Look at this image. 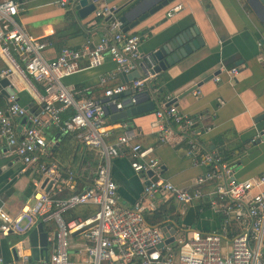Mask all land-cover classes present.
<instances>
[{"label":"built area","instance_id":"obj_1","mask_svg":"<svg viewBox=\"0 0 264 264\" xmlns=\"http://www.w3.org/2000/svg\"><path fill=\"white\" fill-rule=\"evenodd\" d=\"M68 3V0H60L61 6L66 7ZM182 8V4L172 6L166 13L167 17ZM114 10L106 3L93 11L95 17L112 18L108 24L111 36L104 34L95 43L87 40L78 48L65 46L57 56L48 59L43 53L46 41L32 37L17 22V2L0 1V60L3 63L0 76L8 77L15 72L38 104L29 117L30 125L25 126L18 136L10 118L25 116L27 110L18 103L16 93L8 95L7 105L0 107V137L18 156L23 169L36 165L42 180L44 177L53 180L47 191L37 187L32 193V202L23 205L17 214L11 215L0 208V236L18 230L24 217L48 225L52 232L48 236L52 250L47 257H39L38 264H76L69 252L73 245L84 257L81 264H264V172L238 181L228 165L220 162L218 155L201 154L193 138L185 137L186 152L192 164L211 165L197 178V183L218 181L211 192L204 194L199 188H179L162 178L160 163L150 157L152 148L130 143V135L126 131L114 141H108L111 120L105 108L114 106L121 109L125 93L135 104L137 95L156 76L151 54L139 52V35L123 32L122 22ZM104 51H108L116 63L118 73L129 74L139 69V77L105 88L100 97L90 96L88 89L76 91L63 84L62 79L66 76L102 65ZM263 58L264 52L259 59ZM237 71L234 67L229 73L234 76ZM112 78L111 74L101 76L99 83L105 86ZM214 79L220 81L219 76ZM66 111L68 114L64 116ZM155 115L169 122L159 127L158 140L161 143L171 144L177 136L184 138L185 133H192L194 120L178 112L173 104L157 109ZM50 127L61 134H74L84 147L99 154L94 181L65 197L57 196V192L61 190L59 184L66 180L58 167L47 161L50 145L45 134ZM126 152L131 156L132 169L143 183L142 199L131 207L118 203L117 184L111 177V158L124 156ZM149 171L151 175H148ZM224 172L229 179L222 184L221 174L225 175ZM153 177L157 179L153 181ZM147 181L148 185L145 184ZM156 193L160 194L158 199H173L182 206L207 197L211 207L224 216L221 230H192L186 236L187 232L176 229L172 242L157 247L165 240L162 226L149 225L144 219V212L157 206ZM84 205H93L94 213L86 219H64L66 211ZM243 207L246 212H242ZM245 213L249 217L248 227L228 238L225 233L228 218L240 220ZM90 223H93L91 227L76 234L79 235L78 240L71 241L73 232ZM222 240L229 242L228 249L222 248ZM30 263V253L21 252L16 260L11 261H6L0 254V264Z\"/></svg>","mask_w":264,"mask_h":264},{"label":"crops","instance_id":"obj_2","mask_svg":"<svg viewBox=\"0 0 264 264\" xmlns=\"http://www.w3.org/2000/svg\"><path fill=\"white\" fill-rule=\"evenodd\" d=\"M14 1L19 9L17 22L32 37L46 41L43 53L48 59L57 56L64 46L78 48L87 40L95 43L107 33L106 17L95 23L92 12L78 22L71 11L70 0L66 7L60 5V0ZM125 1L113 0L109 5L118 8ZM103 4H106L105 0L95 2L96 8ZM177 4H182L183 8L167 17V11ZM69 11L71 16L67 17ZM73 19L83 27V35L73 34ZM192 27L198 30L196 36H199L202 43L199 49L166 71L157 73L153 79L159 85H153L152 93H149V100L157 96L161 108L168 100L196 86L195 90L173 103L178 112L194 120L192 133H185L184 138L177 136L171 144L161 143L158 140L159 127L169 122L158 119L155 115L158 108H155L154 111L126 118V123L111 121L108 141H114L126 131L130 135V143L152 148L150 157L160 163L162 178L179 188H199L207 194L218 181L207 180L200 185L197 183V178L207 171V164H192L186 152L185 137L193 138L201 154H228L226 164L238 181L254 178L264 172V58L259 59L264 52L260 33L263 26L245 0H174L126 33L139 35L138 49L141 54H152L162 44ZM102 59L103 63L99 67L82 69L64 77L63 84L71 90L88 89L90 96L100 97L103 91L99 83L101 76L113 75L106 84L108 87L122 83L116 63L108 51L102 53ZM234 67L238 71L231 76L229 70ZM2 68L0 60V70ZM11 74L7 78L16 89L17 101L27 110L25 116L10 118L20 136L38 104L17 74ZM215 76H219L220 81H215ZM35 84L40 88L38 83ZM144 90H147V86ZM6 105L7 96L0 93V107ZM67 114L68 111L64 116ZM170 125L174 127L171 122ZM45 135L50 145L47 161L54 163L66 180L59 184L61 190L57 195L65 197L91 184L96 167H91L89 162L83 160L85 148L81 141L74 134H61L53 127L48 128ZM111 168L117 184L118 203L131 207L142 199L143 183L130 168L128 161L121 157L115 159ZM228 179L227 173L221 174L222 184ZM41 180L36 165L23 169L18 156L0 137V208L11 215L17 214L23 205L32 202L33 191L37 187L42 188ZM87 206L95 210L93 205ZM244 211L246 208L243 207ZM219 216L220 212L207 201H196L185 209L183 227L179 229L189 234L192 230H217L220 225ZM243 219H249L246 213ZM37 223L24 217L18 230L0 236V254L6 261L16 260L21 252L31 254L28 234ZM43 225L51 236L50 227ZM70 239L76 241L79 235L71 234ZM74 247L69 250L70 257L76 264H81L84 257ZM51 250L52 244L49 242L46 252L41 256L34 258L31 254L30 264H38L39 257H47Z\"/></svg>","mask_w":264,"mask_h":264},{"label":"water","instance_id":"obj_3","mask_svg":"<svg viewBox=\"0 0 264 264\" xmlns=\"http://www.w3.org/2000/svg\"><path fill=\"white\" fill-rule=\"evenodd\" d=\"M71 11L75 16V19L80 22V20L88 15H90L96 8L95 2L97 0H70ZM113 0H105L106 3H111ZM174 0H126L118 8H115V12L120 11L121 15L119 19L122 22L123 32H127L129 29L136 26L139 22L145 20L147 17L158 12L159 10L167 7ZM247 5L254 10L258 16L260 22L262 23L263 29L261 30V40L264 42V0H245ZM108 19V18H107ZM105 31L111 36V33L105 29ZM198 33L197 28L192 27L180 34H177L164 44L155 50L151 54V58L154 62L153 72L159 73L161 71H166L170 67L179 63L181 60L187 58L193 54L196 50L199 49L201 40L199 36H196ZM119 78L122 83L130 82L140 75L139 69L134 70L129 74L123 72L118 73ZM147 90H143L137 95V101L135 104H132L129 101L128 93L123 94V105L121 109H115L114 106L106 107L105 111L109 114V119L111 121H119L135 116L141 113L154 111L155 108H160L157 101V96L153 100H149V93H152L150 82L146 84ZM196 86H192L185 90L177 98H173L164 103V106H169L178 98L192 92L195 90ZM0 93L8 96L16 93V89L11 85L9 79L6 76H0ZM26 120V117H23ZM30 122H28V126ZM152 172L149 171L148 175H151ZM157 177H153L152 180H156ZM53 183L52 179L49 177H44L41 182V187L46 191L51 187ZM146 185L149 182H145ZM155 196L160 198V194L156 193ZM93 223L85 224L75 232L78 234L81 231L91 227ZM162 226L164 232L165 240L160 243L157 247H162L163 243H170L173 241V235L176 232V229H179L175 223H167ZM250 230V228H248ZM49 233L44 230V225L42 222H38L32 231L28 234L29 247L31 249V254L34 258L41 256L43 252H46L49 245L48 241ZM154 255V254H153Z\"/></svg>","mask_w":264,"mask_h":264},{"label":"trees","instance_id":"obj_4","mask_svg":"<svg viewBox=\"0 0 264 264\" xmlns=\"http://www.w3.org/2000/svg\"><path fill=\"white\" fill-rule=\"evenodd\" d=\"M114 12H115V10H114ZM67 14H68L67 17L71 16L70 11L67 12ZM115 15H116V17L119 18L121 15L120 11L115 12ZM93 18H94L95 23H99L101 21V19L104 20L105 17L100 18V17L93 16ZM107 18L108 17H106V20H105L106 25H108L112 19V18H108V19ZM72 23L74 24L73 34L75 36L83 35L84 34L83 30H82L83 27L81 25L77 24L75 19L72 20ZM106 34L109 36L108 33H106ZM73 48H75V47H73ZM151 81H152V82H150L151 88L153 85L154 86L159 85V84L155 83L154 79H152ZM107 87H108L107 85L102 86V90L104 91V89ZM21 93L22 92H20L18 95H20ZM118 122L126 123V120L125 119L119 120ZM84 148H85V151H84V159L83 160L85 162L86 161L89 162L91 167H96L98 159H99L98 152H96V150L91 149V148H86V147H84ZM120 157L125 158L128 161L130 168L132 169V167H131V156H130L129 152H126V154L124 156H120ZM120 157L119 156L112 157L111 158V166H112L113 161L115 159H118V158L120 159ZM219 157H220L221 163H226V161H228V159H229L228 154H225V155L219 156ZM209 168H211V165H207V170H209ZM133 172L135 173L134 170H133ZM111 177H112V168H111ZM112 179H113V177H112ZM114 182H115V180H114ZM117 194H118V192H117ZM68 195H70V194H68ZM68 195H66V196H68ZM203 200L207 201L208 204H210L207 197H204L198 201H203ZM186 208H187V206H182L181 204L176 203L173 199H168V200L159 199L157 206L153 210H148V211L144 212V219L149 225H153V226L165 225L167 223H175L177 226L183 227L182 226V223H183L182 217H183V213H184ZM93 213H94V211L91 210L89 208V206L84 205V206L76 207V208H73V209L66 211L63 214V216H64V219L66 221H68L71 219H78V218L86 219L87 217H89ZM223 219H224V216L220 212V216H219L220 225H219V228H217V231L221 230V225H222ZM248 224H249L248 220H244V219L235 220L234 218H228V223L225 225V228H226L225 233H226L228 238H231V237L241 233L243 230H245L248 227Z\"/></svg>","mask_w":264,"mask_h":264},{"label":"rangeland","instance_id":"obj_5","mask_svg":"<svg viewBox=\"0 0 264 264\" xmlns=\"http://www.w3.org/2000/svg\"><path fill=\"white\" fill-rule=\"evenodd\" d=\"M190 235L189 232L186 233V236ZM222 248L228 249L229 248V242L226 240H222Z\"/></svg>","mask_w":264,"mask_h":264},{"label":"bare ground","instance_id":"obj_6","mask_svg":"<svg viewBox=\"0 0 264 264\" xmlns=\"http://www.w3.org/2000/svg\"><path fill=\"white\" fill-rule=\"evenodd\" d=\"M12 74H14V75H16V73L15 72H12ZM11 74V75H12ZM17 76V75H16ZM23 82V81H22ZM24 83V86H25V88H27V85L25 84V82H23Z\"/></svg>","mask_w":264,"mask_h":264}]
</instances>
